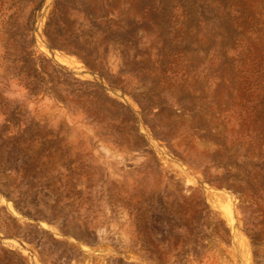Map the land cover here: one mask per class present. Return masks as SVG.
I'll list each match as a JSON object with an SVG mask.
<instances>
[{"label":"rangeland","instance_id":"1","mask_svg":"<svg viewBox=\"0 0 264 264\" xmlns=\"http://www.w3.org/2000/svg\"><path fill=\"white\" fill-rule=\"evenodd\" d=\"M0 264H264V28L0 0Z\"/></svg>","mask_w":264,"mask_h":264},{"label":"trees","instance_id":"2","mask_svg":"<svg viewBox=\"0 0 264 264\" xmlns=\"http://www.w3.org/2000/svg\"><path fill=\"white\" fill-rule=\"evenodd\" d=\"M232 3L235 2V5L240 9L241 12V29L245 26L251 28V32L255 33L259 31V29H263V25H261L260 17L261 12L258 11V6L262 4L261 0H228ZM215 9H225V6L220 5L219 3H215ZM230 10V6H228V11ZM196 236V235H195Z\"/></svg>","mask_w":264,"mask_h":264}]
</instances>
